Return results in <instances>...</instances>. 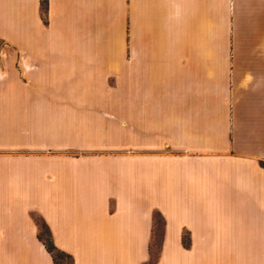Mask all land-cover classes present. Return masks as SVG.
Listing matches in <instances>:
<instances>
[{
  "label": "crops",
  "instance_id": "0c3cea01",
  "mask_svg": "<svg viewBox=\"0 0 264 264\" xmlns=\"http://www.w3.org/2000/svg\"><path fill=\"white\" fill-rule=\"evenodd\" d=\"M0 0V264H264V0Z\"/></svg>",
  "mask_w": 264,
  "mask_h": 264
},
{
  "label": "rangeland",
  "instance_id": "374dc122",
  "mask_svg": "<svg viewBox=\"0 0 264 264\" xmlns=\"http://www.w3.org/2000/svg\"><path fill=\"white\" fill-rule=\"evenodd\" d=\"M34 219L39 228L38 237L44 243L46 250L49 252L46 244L52 242L51 232L47 225L37 215H34ZM164 225L165 223L162 215L158 213L155 214L154 239L149 246L150 258L144 264H158L163 250ZM54 248L56 249L54 254L49 252L53 258L54 264H74V258L72 255L59 250L55 245Z\"/></svg>",
  "mask_w": 264,
  "mask_h": 264
},
{
  "label": "trees",
  "instance_id": "16d2710c",
  "mask_svg": "<svg viewBox=\"0 0 264 264\" xmlns=\"http://www.w3.org/2000/svg\"><path fill=\"white\" fill-rule=\"evenodd\" d=\"M42 10L45 12L46 11V0H44V2L42 3ZM46 246H48V250L50 253L54 254V252L56 251V249L54 248V244L52 242L46 244Z\"/></svg>",
  "mask_w": 264,
  "mask_h": 264
}]
</instances>
